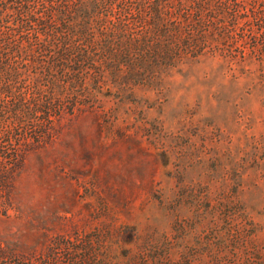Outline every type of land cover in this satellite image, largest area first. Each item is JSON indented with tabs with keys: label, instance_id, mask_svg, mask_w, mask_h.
<instances>
[{
	"label": "rangeland",
	"instance_id": "obj_1",
	"mask_svg": "<svg viewBox=\"0 0 264 264\" xmlns=\"http://www.w3.org/2000/svg\"><path fill=\"white\" fill-rule=\"evenodd\" d=\"M252 1L228 0L238 21L206 26L204 55L90 75L75 103L0 120V158L25 154L0 185V264H264V0Z\"/></svg>",
	"mask_w": 264,
	"mask_h": 264
},
{
	"label": "trees",
	"instance_id": "obj_2",
	"mask_svg": "<svg viewBox=\"0 0 264 264\" xmlns=\"http://www.w3.org/2000/svg\"><path fill=\"white\" fill-rule=\"evenodd\" d=\"M227 18H239L228 0H0V120L26 116L41 100L59 105L64 94L75 103L69 91L89 85L90 75L98 85L106 72L121 76L126 67L137 75L204 55L216 36L205 27ZM31 75L37 92L29 100ZM41 87L50 94L43 98ZM11 156L0 158L1 186L25 154Z\"/></svg>",
	"mask_w": 264,
	"mask_h": 264
}]
</instances>
